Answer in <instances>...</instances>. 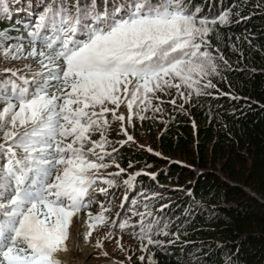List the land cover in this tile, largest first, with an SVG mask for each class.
I'll return each mask as SVG.
<instances>
[{
	"label": "snow or ice",
	"instance_id": "snow-or-ice-1",
	"mask_svg": "<svg viewBox=\"0 0 264 264\" xmlns=\"http://www.w3.org/2000/svg\"><path fill=\"white\" fill-rule=\"evenodd\" d=\"M9 12L10 0H0L5 19ZM201 12L192 0H29L28 19L14 29L19 34L0 30V57L30 61L0 70V264H61L58 254L73 224H86L85 239L98 225L111 226L137 239L142 252L164 247L153 237L168 236V224L148 203L158 194H141L143 212L132 199L127 217L106 213L112 189L123 188V209L137 177L156 179L137 171L117 183L127 172L120 148L134 142L126 125L161 112L159 94L172 89L185 103L210 95L205 89L215 87L218 61L228 64L210 50L208 37L217 25L231 23V9L216 17ZM169 102L176 105L175 98ZM149 111L153 117L145 115ZM115 122L126 139H109ZM112 167L117 171L107 172ZM133 216L139 220L132 222Z\"/></svg>",
	"mask_w": 264,
	"mask_h": 264
},
{
	"label": "trees",
	"instance_id": "trees-1",
	"mask_svg": "<svg viewBox=\"0 0 264 264\" xmlns=\"http://www.w3.org/2000/svg\"><path fill=\"white\" fill-rule=\"evenodd\" d=\"M192 5L208 17L231 9V23L217 25L208 37L211 51L228 64L218 61L220 74L211 77L215 87L205 89L210 95H193L183 111L178 103L164 104L171 118L155 125L151 147L161 156L135 142L120 148L122 167L155 173L156 179L137 177L123 209V188L113 189L111 216L130 215L132 199L143 212L141 194H158L148 203L154 216L168 224L169 235L153 237L164 247L149 245L143 264L149 258L153 264H264V0H192ZM28 10L29 0H10L8 15L18 19L11 26L0 13V30L18 35L17 21L28 19ZM155 126L145 129L154 133ZM109 137L126 139L119 127ZM162 205L167 207L160 211Z\"/></svg>",
	"mask_w": 264,
	"mask_h": 264
},
{
	"label": "rangeland",
	"instance_id": "rangeland-1",
	"mask_svg": "<svg viewBox=\"0 0 264 264\" xmlns=\"http://www.w3.org/2000/svg\"><path fill=\"white\" fill-rule=\"evenodd\" d=\"M17 19L12 17L11 20H8L9 21L8 24L13 26L14 22H16ZM29 62L30 61H5L2 57H0V70L11 67L19 68L22 67L24 63H29ZM203 83L204 81L201 82V86L203 85ZM184 91L187 92L186 89H184ZM159 95H160V99L163 101V103L160 105L162 109L161 112L155 113V116L153 117V113L149 111L145 113V115L153 118H149L141 121L140 119L133 117V122L131 124L126 125L128 128V133L133 135L135 144L140 147L144 146L143 148H149V147L151 148L157 136L156 134L158 127H156L155 125L158 126L162 124L164 125L171 118V114L164 104L166 102H169L173 98L176 99V103L178 104L184 103V100L179 96H177L175 89L170 90V93L168 95H164L163 93ZM153 103L154 104L158 103V101L154 100ZM120 111L125 113V115H127L126 107L122 106ZM109 118L111 117L109 116ZM146 125L155 126L156 128L155 132L153 133L152 130L151 132L147 131L145 129ZM118 127L120 128L119 122H115L112 124V129ZM115 171H117V169H115L114 167L107 169V172H115ZM131 173L132 171L127 168V172L121 175L117 183L121 184L122 180L125 178L124 175ZM100 200L102 201V198ZM90 210L94 214L97 213L99 211V205L94 204ZM111 213L112 212L110 211L109 213H106V215L110 216L112 219H117L115 218V216H111ZM133 220L135 219H132V222ZM71 227L72 225L69 226L68 238L64 242V244L70 238V234L72 233ZM84 228L86 232L88 230L86 224ZM109 231H111L113 235L110 239L105 240L104 237ZM84 233L81 236L82 243L76 251V260L78 261L79 264H143L142 263L143 261H141L139 257L143 255L145 258H147L148 253H150L149 249L147 250V252H142L140 250L139 241L133 238L129 233H122L118 227H111V226L105 227L98 225L94 230H92V235L87 239H85ZM118 240H119V246L117 244ZM97 241L101 242L100 247H97ZM61 264L64 263L61 261Z\"/></svg>",
	"mask_w": 264,
	"mask_h": 264
},
{
	"label": "bare ground",
	"instance_id": "bare-ground-1",
	"mask_svg": "<svg viewBox=\"0 0 264 264\" xmlns=\"http://www.w3.org/2000/svg\"><path fill=\"white\" fill-rule=\"evenodd\" d=\"M69 240L64 244L58 254V259L64 264H79L76 260V251L82 243V235L85 232L84 226L73 224Z\"/></svg>",
	"mask_w": 264,
	"mask_h": 264
}]
</instances>
